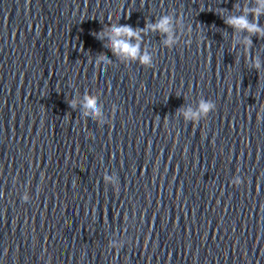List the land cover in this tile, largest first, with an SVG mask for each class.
Wrapping results in <instances>:
<instances>
[{"label": "water", "instance_id": "water-1", "mask_svg": "<svg viewBox=\"0 0 264 264\" xmlns=\"http://www.w3.org/2000/svg\"><path fill=\"white\" fill-rule=\"evenodd\" d=\"M255 7L0 0V264H264V37L225 23ZM162 15L179 43L145 31L151 68L97 38Z\"/></svg>", "mask_w": 264, "mask_h": 264}, {"label": "clouds", "instance_id": "clouds-1", "mask_svg": "<svg viewBox=\"0 0 264 264\" xmlns=\"http://www.w3.org/2000/svg\"><path fill=\"white\" fill-rule=\"evenodd\" d=\"M256 7L245 9L244 14L240 16H228L225 23L237 31H247L251 34H256L258 37H264V28L260 27L257 22H250L247 18V13L251 12L254 20H258L261 15H264V0H255ZM158 31L164 34L165 39L163 44L166 48H173L179 43V37L176 35L173 25V17L171 15H162L155 23L146 24V28H133L129 25H116L107 30L106 33H98L97 38L103 39L110 46L114 55L119 56L124 61H138L142 66L153 67V56L147 51L141 50L143 40L142 34L147 31ZM135 41V43H133ZM190 43V41H186ZM245 47H249L252 43L251 39L245 38L243 41ZM111 61L107 57H101L100 65L108 64ZM257 69L260 68V63L257 60L255 63ZM75 100L72 101V106L75 107ZM216 105L210 101L202 100L197 110L186 109L183 111L184 118L193 123L200 118H207L210 112L215 111ZM83 111L86 119H97L101 116V109L97 106L94 99H87L83 104ZM264 119V110H261L257 116L259 123ZM105 180L112 182V177H105ZM234 185H240L242 180L239 176L234 177L231 181ZM23 201L27 202L31 199L30 195L25 192L22 196ZM122 244L112 243L110 247L119 249Z\"/></svg>", "mask_w": 264, "mask_h": 264}]
</instances>
